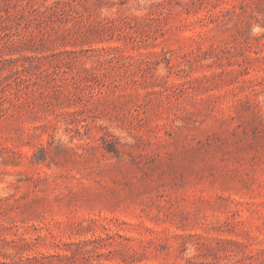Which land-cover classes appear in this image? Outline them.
<instances>
[{
    "label": "rangeland",
    "instance_id": "rangeland-1",
    "mask_svg": "<svg viewBox=\"0 0 264 264\" xmlns=\"http://www.w3.org/2000/svg\"><path fill=\"white\" fill-rule=\"evenodd\" d=\"M0 264H264V0H0Z\"/></svg>",
    "mask_w": 264,
    "mask_h": 264
},
{
    "label": "clouds",
    "instance_id": "clouds-1",
    "mask_svg": "<svg viewBox=\"0 0 264 264\" xmlns=\"http://www.w3.org/2000/svg\"><path fill=\"white\" fill-rule=\"evenodd\" d=\"M61 140L66 144L67 142H66V140H64L62 137H61Z\"/></svg>",
    "mask_w": 264,
    "mask_h": 264
}]
</instances>
